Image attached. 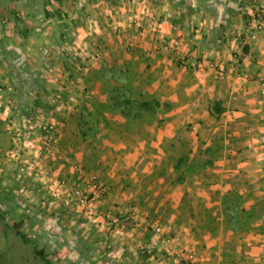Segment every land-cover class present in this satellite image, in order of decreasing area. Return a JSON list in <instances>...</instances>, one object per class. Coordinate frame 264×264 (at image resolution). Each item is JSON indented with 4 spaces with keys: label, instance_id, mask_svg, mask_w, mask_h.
Listing matches in <instances>:
<instances>
[{
    "label": "crops",
    "instance_id": "obj_1",
    "mask_svg": "<svg viewBox=\"0 0 264 264\" xmlns=\"http://www.w3.org/2000/svg\"><path fill=\"white\" fill-rule=\"evenodd\" d=\"M189 2L181 14L160 0L141 40H106L103 64L114 66L112 79L123 74L125 97L158 105L125 117L106 88L97 90L91 139L76 130L80 107H67L55 169L66 184L86 176L104 181L103 198L83 214L97 253L125 259L129 248L150 247L157 228L200 264H264V171L254 169L264 31L247 40L236 30L210 39L217 21ZM156 256L153 250L151 263Z\"/></svg>",
    "mask_w": 264,
    "mask_h": 264
},
{
    "label": "rangeland",
    "instance_id": "obj_2",
    "mask_svg": "<svg viewBox=\"0 0 264 264\" xmlns=\"http://www.w3.org/2000/svg\"><path fill=\"white\" fill-rule=\"evenodd\" d=\"M159 1L0 0V264H142L138 255L134 261L128 257L130 249L141 246L125 250V259L113 258L105 249L97 253L100 249L88 230L92 222L83 214L106 190L86 202L77 198L86 195L93 181H104L86 176L66 184L55 168L62 147L58 128L67 107H80V115L74 112L76 130L89 139L94 132L91 106L99 99L93 97L97 90L106 88L111 102L123 106L125 114L137 113L136 103L141 102L125 97L123 74L115 72L112 79L114 66L103 64L108 48L104 43L114 35L123 42L141 40L148 23L156 19L150 18L151 9ZM167 1L181 14L188 13L190 0ZM262 1L194 0L193 7L200 5L217 21L210 39L221 41L236 30L247 40L264 31ZM96 56L101 62L92 66ZM115 81L119 85L111 86ZM260 100L261 140L256 144L260 155L254 169L264 171V97ZM176 249L169 244L167 252L161 250L158 256L173 264L169 257Z\"/></svg>",
    "mask_w": 264,
    "mask_h": 264
},
{
    "label": "built area",
    "instance_id": "obj_3",
    "mask_svg": "<svg viewBox=\"0 0 264 264\" xmlns=\"http://www.w3.org/2000/svg\"><path fill=\"white\" fill-rule=\"evenodd\" d=\"M260 7H264V0L262 3H260ZM257 27L260 29L261 25H257ZM249 33H252L249 31ZM221 73V72H220ZM222 76V73H221ZM106 190L105 184L100 180L93 181L91 188L88 190L86 195L78 197V202H86L89 199L98 198L102 192ZM77 196H79V191L75 192ZM137 225V224H135ZM155 238L152 241V245L150 247H141L138 250L130 249L128 251L129 257L134 258L135 255H138L137 258H139V262H142V264H153L151 263L152 257H153V250H156L157 252H161V250H164V252H167V247L170 244L171 246V236L165 233H160L159 229H155ZM156 264H162V258L160 256L154 258ZM169 260L173 264H200L198 259L194 256L193 253L184 251L182 249H176L173 250L170 253Z\"/></svg>",
    "mask_w": 264,
    "mask_h": 264
},
{
    "label": "trees",
    "instance_id": "obj_4",
    "mask_svg": "<svg viewBox=\"0 0 264 264\" xmlns=\"http://www.w3.org/2000/svg\"><path fill=\"white\" fill-rule=\"evenodd\" d=\"M126 104L130 105L129 101L125 102ZM124 105V104H123ZM158 103L156 102H153V103H150V102H145V103H139L138 104V110H145V111H149L151 112L152 111V106H157ZM125 106V105H124ZM124 109L126 110V108L124 107ZM125 111L122 110V115L127 117L128 115H131L130 113H124ZM128 112V111H126ZM16 234L23 240V241H26V236L24 235V233H22L19 229L16 230Z\"/></svg>",
    "mask_w": 264,
    "mask_h": 264
}]
</instances>
